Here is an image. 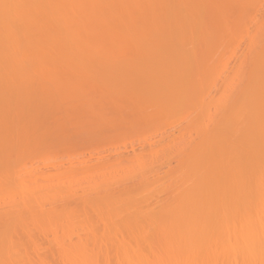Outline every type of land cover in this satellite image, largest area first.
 <instances>
[{
    "label": "bare ground",
    "instance_id": "1",
    "mask_svg": "<svg viewBox=\"0 0 264 264\" xmlns=\"http://www.w3.org/2000/svg\"><path fill=\"white\" fill-rule=\"evenodd\" d=\"M253 1L249 0L251 6ZM246 3L0 0L1 118L15 104L41 124L37 115L46 113L41 117L47 118L51 112L50 117L56 109L61 111L67 99L83 102L84 95L78 92L82 85L125 82L132 86L129 99L137 104H154L171 114L190 105L196 114H186L190 120L185 116V128L199 130L194 132V140H186L193 145H186L182 134L179 142H183L174 147H178V167L164 201L149 205L142 190L107 203L104 216L108 223L102 233L83 210H69L66 220L77 222L81 217L83 224L43 227L36 223L33 230L46 237L39 242L36 233L20 227L25 217L37 214L34 209L40 190L11 169V160L30 145L32 129L37 126L34 122L31 129V121L25 123L29 129L21 128V134L14 126L1 125L0 200L12 210L0 218V264H45L54 253L63 264H264V42L258 46L264 41V28L258 26H264V20L255 23L249 16L250 27L255 24L251 29L258 26L261 31L258 28L253 34L248 30L247 15L242 13ZM227 18L238 24L237 28L229 25L231 30L241 28L249 33L241 36L249 41L247 56L235 57L239 61L234 59L235 66L229 65L233 71L228 65L222 69L221 64L225 63L224 52L229 51L225 44L232 49L231 38L222 34L230 31L224 22ZM237 33L232 41L240 37ZM223 41L226 50L220 49ZM212 55L219 60L214 61ZM226 69L230 75L221 73ZM220 73L227 74V79ZM213 77L226 83L218 81V89ZM211 82L213 88H208ZM215 89L221 92L214 96L217 98L210 95ZM209 103L217 112L210 113L212 116L207 115L212 111ZM203 114L211 116L212 126L204 122L208 118ZM199 121L204 123L202 128ZM136 160L141 167L140 158ZM78 173L83 178L90 176ZM78 173L69 176L71 182ZM118 231L126 238L115 243L111 234Z\"/></svg>",
    "mask_w": 264,
    "mask_h": 264
},
{
    "label": "rangeland",
    "instance_id": "2",
    "mask_svg": "<svg viewBox=\"0 0 264 264\" xmlns=\"http://www.w3.org/2000/svg\"><path fill=\"white\" fill-rule=\"evenodd\" d=\"M248 2L249 0H247V3ZM250 2L248 3L250 4L249 6H251ZM252 3H254V6H251L252 8L247 4L242 9V13L247 16L246 19L241 16V19H245V22H247L246 24L248 25L250 17H253L254 20H256L255 23H260L264 20V0H254ZM227 19L224 22L225 24L227 22V31H229L230 27H235V24L237 23H234L233 25V22H235L233 21L234 18ZM229 20H232L233 22H229ZM237 20L240 19H236V21ZM250 24L252 25L253 23L250 22ZM237 25L235 28H237ZM244 26H242V28ZM253 26L250 27L249 25L248 27H250V29L247 26L246 27L248 30L252 31L253 29L251 28H253ZM258 26L264 28L263 25L261 26L259 24ZM258 26L255 27L258 29L260 28ZM231 29L228 32L229 34H222L223 36H229V40L231 38L230 41H226H228V44H232V49L229 48L230 46H226V41H223L222 45L224 43L225 48L229 51L224 52L221 50V52H224V55H222L225 56V63H227L225 64L222 61L221 64H224V68L222 69H225L226 65H228L227 68H230L229 70H231L232 66H235L234 63L237 60L239 61L237 58H239L240 55L247 56L246 47L248 46L245 47V45H248L249 43L247 38H241L243 34L245 35L247 33L245 27L243 28L246 29L245 33L241 28L239 30H234L235 32ZM237 31V35L240 37L237 38L236 36L237 40L232 41V37L235 36ZM253 31L252 33L255 34V31ZM247 34L248 37L249 33ZM249 38H253L251 33ZM222 39L225 38L223 37ZM231 41L233 43H231ZM263 42L264 41H259L258 46ZM219 44L221 45V43ZM261 46L264 48L263 44ZM222 47L224 48V45L221 46L220 49H223ZM225 48L224 50H226ZM216 49L217 50L213 51L217 52L218 48ZM216 52L215 56L217 57ZM219 53L220 52L217 54ZM222 55H219L220 58L223 57ZM248 55L250 56L251 54ZM212 56L214 61L219 60V58L215 60V56ZM236 56L237 58H235ZM247 58H245V60ZM226 59H228V62ZM234 59L237 60L234 62ZM216 63L218 64V61ZM248 64L245 63L244 65ZM229 65L231 67H229ZM229 70H222L223 72L221 71V73L223 74L227 72L230 75L228 72ZM221 73L219 76L221 78H223L222 76H225L224 78L227 79V74L222 75ZM223 79H221V81L220 79H214L216 81L215 85L212 83V80L211 86L208 88H213V85L216 87L218 81H220V83L223 81L225 82ZM96 82L82 85L78 89V92H81L84 95L83 102L80 104L76 103L73 99H67L66 102H64V105H61V111L67 110V113L69 112L68 114H65L66 111L62 113L59 111L60 109H56V112L51 114L50 117L48 114L51 112L48 113L46 116L47 118L41 117L42 115L44 116V114L46 115V113L41 116L39 115V117L37 115L41 124H37L38 119H35L36 116L32 115L30 117L29 115L31 114H28L27 111L21 112L18 110L20 107L15 104H11L10 110L9 108L5 109L4 116L2 118L0 117V126L3 125L12 129L14 126L15 128L13 130L17 131L18 128L20 129L21 134V128L29 129V127H31L32 129V127H34V122V125L36 124L35 127L37 126V128L32 129L33 133L31 134L32 137H30L32 139L30 145L27 147L24 146L22 154H19L16 157L12 156V158L15 157V160H11L15 166L13 164V168L11 169L15 174L19 172L20 177L23 180H26L27 183L30 182L29 184H33L34 182V186H37L40 190L39 193L41 196L35 203L34 209L35 214H37L34 218L25 217L24 224L20 227L25 231H29V233H36L39 242H45L46 237L33 230V226L36 223H39L43 227H63L69 224H83L81 217L77 222L72 221L69 223V221L66 220V216L69 214L66 213L69 210H83L89 217L90 223L98 229L99 233H102L101 230L103 226L108 223L107 218L104 216L105 205L107 203H110L111 201H119L127 195H135V193L142 190H144L143 195L147 199L149 205H154L162 200L164 201L169 195L171 177L174 172L177 171L176 169L178 167L179 157L176 153L178 147L176 149L174 147L177 145L179 146V144L183 142H179L182 134L185 135V139H183L185 140V144H190V142H186V140L195 137L194 132L198 130L196 128V131H189L190 129L187 130V128H185L187 127V120L185 119L189 118L188 120H190V117H188L189 115L191 116L190 113H192L191 117L196 114L190 109V105L181 108L178 107V110L175 113L172 112V114L164 113L163 110H160L154 104H137L129 99L127 94L130 92L132 86L128 83L108 84L105 82ZM232 86L231 89H234ZM223 87L224 85L220 87L221 92H224L225 90H222ZM216 88L219 89V85ZM228 88L230 89V87ZM218 89L212 91L217 92ZM228 91L227 94H229ZM207 92H210V89ZM213 92H211L210 95H213V98H217L214 96H218L220 90L216 93L217 95H214ZM224 94H226V92H224ZM210 98L212 97L210 96ZM59 103L61 102H58L55 105H58ZM206 103L204 106H206ZM209 105L210 103L207 105L208 108L210 107ZM208 108L206 109V112ZM209 110L211 112H208L209 114L207 113V115L212 116L210 113L214 112L213 106L210 107ZM17 111H19L20 114L19 112L17 114ZM40 111L42 112V109ZM82 111L85 112V117H80L79 114ZM206 112L204 111V113ZM186 114L189 115L186 116ZM66 115L67 117H70L67 118ZM185 116L187 118H185ZM211 116H207V118H211ZM215 118L217 119L218 117L216 116ZM208 119H204L206 124L211 122L210 119ZM205 120H208V122ZM200 122L201 121H199V123ZM25 123H30L32 126L28 125V127ZM202 123L203 122H201V128ZM24 125L27 127H24ZM207 126L208 125L205 127L207 128ZM210 126H212V124ZM192 129L195 130V128ZM16 139L18 138H15V140ZM199 139L200 138H198V140ZM192 140H194V138ZM177 142L179 144H177ZM194 142H197V138ZM193 144L194 143L192 142L190 145ZM156 151H158V153ZM136 158H140L141 167ZM2 166L0 164V170L2 169ZM14 167L16 168L14 169ZM80 171L85 172L90 176L83 178L81 177L83 175H79L78 173ZM72 173H78L76 174L78 177H76V175L74 176L77 180L73 182H71L72 180L70 179L73 177ZM6 205V202L4 204L0 200V218L11 213L10 210L12 209L9 208V205ZM14 209L16 208H13V210ZM111 235L113 236L112 241L115 243L126 238V234H123V231H118ZM107 245L110 244L107 243ZM108 255L111 256V258L114 257L110 248L108 250ZM53 256L54 257H51L45 264H63L57 260L56 253H54ZM7 263L9 264L10 262H2L1 264ZM18 263L19 262L12 264ZM24 263L27 264L26 262H21L19 264ZM30 264L41 263L32 262ZM110 264L127 263H117L114 261L110 262Z\"/></svg>",
    "mask_w": 264,
    "mask_h": 264
}]
</instances>
